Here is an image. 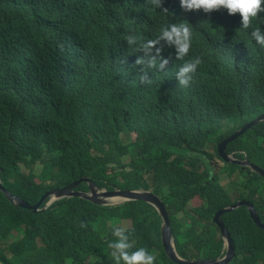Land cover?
I'll use <instances>...</instances> for the list:
<instances>
[{
  "label": "trees",
  "instance_id": "obj_1",
  "mask_svg": "<svg viewBox=\"0 0 264 264\" xmlns=\"http://www.w3.org/2000/svg\"><path fill=\"white\" fill-rule=\"evenodd\" d=\"M180 23L191 33L189 57L162 35ZM257 29L264 36V11L245 27L239 13L185 10L180 0H0L3 188L29 205L83 177L109 191L150 190L165 205L176 254L216 259L225 246L213 221L219 210L249 202L264 224V176L218 155L221 141L264 114ZM186 64L193 68L181 74ZM225 152L264 172V121ZM241 189L253 192L241 199ZM193 197L202 204L187 209ZM46 203L33 212L0 191V264H124L112 247L121 239L116 229L134 245L125 251L143 247L153 264H177L159 229L149 230L150 220L161 219L146 200ZM219 220L232 243L230 264H264V229L246 207Z\"/></svg>",
  "mask_w": 264,
  "mask_h": 264
},
{
  "label": "clouds",
  "instance_id": "obj_2",
  "mask_svg": "<svg viewBox=\"0 0 264 264\" xmlns=\"http://www.w3.org/2000/svg\"><path fill=\"white\" fill-rule=\"evenodd\" d=\"M157 3H159V0H156ZM180 5L183 9L185 10H195V9H201L205 12H208L210 10H214V9H217V8H220V7H223V8H226L228 13L229 14H234V13H239L241 19H242V23L243 25L246 27L249 23V20L250 18L252 17H255L257 15L258 12L260 11H264V7H262V5H264V0H180ZM162 35L163 37H165L168 41H171L173 42L175 45H176V48H177V53L178 55H184L186 53V56H188V54L190 55V44H191V33L189 31V28H188V25L187 24H184V23H180V24H172L169 26V28L167 30H163L162 32ZM252 36L257 40L259 41L261 44H264V36L261 35L259 29L255 30L252 32ZM154 41H149L148 43L151 44L153 43ZM190 52V53H189ZM189 57V56H188ZM140 61L137 60V63H139ZM193 68V65L192 64H186L184 67H182L180 69V73L183 74V73H186L188 71H190L191 69ZM181 83H184L183 80H181ZM256 123H253L255 122L256 120H258ZM264 121V114H261L259 116H257L256 118H254L253 120H251L250 122L246 123L249 128L254 126V125H257L261 122ZM243 127V126H242ZM241 127V128H242ZM240 128V129H241ZM239 129V130H240ZM238 131V130H237ZM235 133H233L231 136H233ZM244 134V133H243ZM229 136V137H231ZM134 138V135L132 136ZM228 137V138H229ZM238 138V137H237ZM237 138H234L232 140H230L229 142L237 139ZM224 141V140H223ZM222 142V141H221ZM220 142V143H221ZM228 142V143H229ZM219 143V144H220ZM218 144V146H219ZM226 155H229L232 159H236L237 161L241 162V163H246V164H251V165H255L253 163H250L248 162L247 160L243 159V160H239L237 158H235L233 155L234 153H231V154H227L225 152ZM219 155V153H218ZM221 159L222 157L219 156ZM244 158L246 156H243ZM223 160V159H222ZM224 161V160H223ZM226 162V161H224ZM231 163H234V162H231ZM235 164H238V163H235ZM240 165V164H238ZM242 166V165H240ZM246 167V166H245ZM38 168V171L36 170ZM248 168V167H247ZM260 168V167H259ZM41 165L40 164H35L33 166V174H34V182L36 184H39L41 182V179L39 177V175L41 174ZM250 169V168H248ZM261 169V168H260ZM251 170V169H250ZM24 173H28L27 170H23ZM252 171V170H251ZM261 171L263 172V170L261 169ZM253 172V171H252ZM256 173V172H255ZM264 173V172H263ZM258 174V173H257ZM260 175V174H259ZM261 176H264V175H261ZM39 179L38 182H36V179ZM80 179V178H79ZM87 179V183H82V184H86V187L87 189L86 190H79L78 187L81 185H79L77 188H76V191H80V192H87L88 191V186L91 188V190H93L94 192L98 191V190H105V188L103 187H98L89 177H86ZM78 180V179H77ZM72 183V182H71ZM70 184V183H69ZM66 186V185H65ZM64 187V186H63ZM63 187H59V188H54L48 192H51V191H54V190H61V188ZM117 189V190H116ZM115 191H118V192H122V191H129V192H134V193H138V194H150L154 197H156L161 205H162V208H163V211L167 217V220H168V227L165 226V223L164 224V228L168 231L169 233V238H171V228H170V220H169V216H168V213H167V210L165 208V205L164 203L162 202L161 198L157 195H155L154 193H152L150 190H144V189H134V190H129V189H118V188H115L114 189ZM0 191L6 196V198L9 200V202L13 203L14 205L18 206V207H21V208H25V209H33L35 206L39 205L44 202L45 200H47V203H50L52 204L53 202L57 201L55 200L56 199V196L54 194H51L47 199L43 200L42 202L39 203V201L35 204V205H29L27 202L19 199L18 197H16L15 195L11 194L8 190H6L5 188H3L2 184L0 183ZM109 191V190H107ZM112 191V190H111ZM47 192V193H48ZM46 194V193H45ZM72 198V197H71ZM79 198V197H77ZM194 198H197L199 199L198 197H193L191 198L186 207L187 209H192V208H197V207H200L202 202L200 200V205L197 206V207H188V204L189 202L194 199ZM62 199H65V198H62ZM82 199V198H80ZM61 200V199H59ZM85 200V199H84ZM129 199H127L128 201ZM143 200V199H142ZM87 201V200H86ZM89 202V201H88ZM126 202V201H125ZM148 202V201H147ZM46 203V204H47ZM124 203V202H123ZM151 206L154 207V209L156 210L157 214L160 216V219L161 221H164V218H163V215L161 213V209L154 203H150L148 202ZM93 204V203H92ZM122 204V203H121ZM97 205V204H95ZM120 205V204H118ZM118 205H112V206H118ZM38 207H37V210H38ZM47 206H45L46 208ZM37 210H34L33 209V212H37ZM219 212V211H218ZM217 212V213H218ZM215 217V216H214ZM214 219V218H213ZM215 223V222H214ZM220 230V229H219ZM221 233V231H220ZM115 234L117 236H120L121 239L116 241L112 247H114L115 249L118 250L119 252V255L116 257V259L118 260H122L124 262V264H153V261H154V257L152 255H150L143 247H140V248H137L135 251L129 253L128 251H125V249H127L129 247V245L125 242V238L123 237V234L122 232L119 230V229H116L115 230ZM222 236V234H221ZM161 237V236H160ZM223 237V236H222ZM161 241L163 242V237H161ZM165 243V242H164ZM163 243V245H164ZM226 249H227V246L225 244V246L222 248L219 256L216 258V259H213V260H209V259H200V260H188V261H191V262H216V263H220V264H230L231 260H232V257H233V251H232V255H231V260L229 262H226L225 259H224V256H225V253H226ZM165 250V248H164ZM175 250V249H174ZM166 252V250H165ZM176 253V252H175ZM114 256H116L115 253H113ZM168 255V254H167ZM178 256V255H177ZM169 257V256H168ZM179 257V256H178ZM170 258V257H169ZM180 258V257H179ZM171 259V258H170ZM182 259V258H181ZM172 260V259H171ZM184 260V259H183ZM173 261V260H172ZM176 263V262H175Z\"/></svg>",
  "mask_w": 264,
  "mask_h": 264
},
{
  "label": "water",
  "instance_id": "obj_3",
  "mask_svg": "<svg viewBox=\"0 0 264 264\" xmlns=\"http://www.w3.org/2000/svg\"><path fill=\"white\" fill-rule=\"evenodd\" d=\"M258 120H256L253 123H256ZM249 128V126L246 124L244 125L240 130L236 131L235 134L227 139H225L224 141H222L219 146H218V153L219 156L222 157V159L226 162H234V163H238L242 166H246L248 168H250L253 172H256L260 175H264V173L261 171V169L256 166V165H251V164H246V163H241L239 161H237L236 159H232L229 155L225 154V146L226 144L234 139L237 138L239 136H241L247 129ZM87 179L86 177L80 178L70 184H67L66 186H64L63 188H61V190H54L51 192H48L46 194H44L39 203L42 202L43 200L47 199L51 194H54L56 196L55 200H59L62 198H71V197H79L82 199H85L93 204H97L100 206H112V205H118L121 204L125 201H127V199H143L146 200L148 202H150L151 204L154 203L156 204L160 209H161V213L163 215L164 218V222H165V226L168 227V220L167 217L163 211L162 205L160 203V201L150 195V194H138V193H134V192H129V191H122V192H118L115 190L112 191H107V190H98L96 192H94L93 190H91V188L88 186V191L87 192H80V191H76V188L82 184V183H87ZM115 197H119L122 201L118 202V203H111L110 199H113ZM153 205V204H152ZM241 206H244L248 209L249 215L251 217V219L254 221V223L259 227L264 229V224H261L259 222V218L257 216V213L255 212L253 206L249 203V202H244V201H238L235 202L232 206L228 207V208H224L219 210V212L215 215L213 221L215 222V224L218 226V228L221 231V234L223 236V239L225 241V244L227 246L226 249V253L224 256V259L226 262H229L231 260V255H232V251H233V247H232V243L231 240L229 238V234L227 233V231L225 230L222 222L219 220V215L226 213V212H231ZM37 206H35L33 209L37 210ZM164 248L166 250V253L168 254V256L177 264H220V263H216V262H191L188 260H183L181 258H179L177 256V254L175 253L174 250V246L173 243L172 244H167L164 243Z\"/></svg>",
  "mask_w": 264,
  "mask_h": 264
},
{
  "label": "rangeland",
  "instance_id": "obj_4",
  "mask_svg": "<svg viewBox=\"0 0 264 264\" xmlns=\"http://www.w3.org/2000/svg\"><path fill=\"white\" fill-rule=\"evenodd\" d=\"M89 111V109L88 108H86L85 110H84V112H88ZM78 119H84V120H86L87 119V117L86 116H83V117H78ZM108 119L109 120H112V117L111 116H109L108 117ZM254 148L256 147V145L255 144H251ZM217 166H221V163H218V164H216L215 166H214V171H216V168H217ZM37 171H38V168L36 169ZM39 181V179L37 178L36 179V182H38ZM227 183V180H226V178H225V176L224 175H220V177H219V184L222 186V185H225ZM117 190V189H116ZM251 192H253L252 190H250V189H246V190H244V189H241L238 193H237V197L238 198H246V195H249ZM264 192V191H263ZM262 192V193H263ZM261 193V194H262ZM236 194V193H235ZM261 194H258V193H256V194H254L253 195V198L254 199H256V198H258ZM120 201H122L119 197H115V198H113V199H110V202L111 203H118V202H120ZM50 205V203H47L46 204V206H49ZM200 205V200L199 199H197V198H194V199H192L190 202H189V204H188V207H197V206H199ZM176 217H180V215H176ZM163 223H165L164 221H161V220H150V222H149V230H151V229H154V228H157V229H159V234H160V236L161 237H163V243L165 242V243H167V244H172V240H171V238H169V233H168V231L164 228V224ZM98 226H99V228H106L107 227V223L106 222H100L99 224H98ZM120 228L122 229V230H127V229H130V224L129 223H123V224H121L120 225ZM129 246H134L133 245V243H130L129 244Z\"/></svg>",
  "mask_w": 264,
  "mask_h": 264
}]
</instances>
